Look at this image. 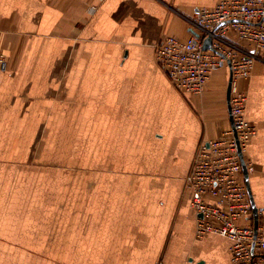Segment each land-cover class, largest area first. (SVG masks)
Wrapping results in <instances>:
<instances>
[{
    "label": "crops",
    "instance_id": "crops-1",
    "mask_svg": "<svg viewBox=\"0 0 264 264\" xmlns=\"http://www.w3.org/2000/svg\"><path fill=\"white\" fill-rule=\"evenodd\" d=\"M218 1L0 0V264H41L17 249L36 243L32 207L16 205L25 196L9 169L25 160L32 114H87L89 165L104 168L88 176L87 215H73L71 232L57 214L55 246L72 262L233 264L228 238L196 236L186 184L200 144L231 124L229 68L212 71L201 93H185L154 55L165 36L188 38L187 19ZM239 86L256 127L244 160L264 229V63Z\"/></svg>",
    "mask_w": 264,
    "mask_h": 264
},
{
    "label": "built area",
    "instance_id": "built-area-1",
    "mask_svg": "<svg viewBox=\"0 0 264 264\" xmlns=\"http://www.w3.org/2000/svg\"><path fill=\"white\" fill-rule=\"evenodd\" d=\"M187 22L188 38L167 35L155 45V58L170 82L182 92L199 94L215 69L229 63L232 76L231 124L200 144L186 177L190 206L196 213L195 234L228 238L233 264H264V233L255 234L253 225L239 223L252 212L240 152L256 132L245 116L247 94L239 79L248 78L256 61L264 62V0H219L199 7ZM206 38L210 39L207 48ZM6 66L0 53V71Z\"/></svg>",
    "mask_w": 264,
    "mask_h": 264
},
{
    "label": "rangeland",
    "instance_id": "rangeland-1",
    "mask_svg": "<svg viewBox=\"0 0 264 264\" xmlns=\"http://www.w3.org/2000/svg\"><path fill=\"white\" fill-rule=\"evenodd\" d=\"M157 64L161 68L158 62ZM165 75L167 76L166 73ZM30 125L32 133L26 136L25 141L30 142L31 145L24 152L18 151V153L23 152L22 157L25 160L17 161L16 165L9 169L17 178L21 177L19 182L15 183V188L22 191L25 196V198H17L16 205L19 206L21 203L23 206L25 200V203L28 201L32 207L30 217L33 239H35L32 242L36 245L17 249L32 257L31 260H41V264H82L72 262L70 255H67V248L61 245L55 246L58 242H62L60 239L57 241L55 235L56 217L59 212H63V215H58V223L64 224V231L68 227V231L71 232L72 217L79 210L84 212L82 219L86 217L89 197L87 193L90 189L88 176L102 175L104 171L102 167L89 165L88 116L87 114H32ZM244 153L245 151L242 153V158L245 162ZM19 158L20 156H17V159ZM245 166L247 169L246 163ZM249 214L248 220L243 219L239 222L241 225H253L252 212ZM17 217L23 218L22 215ZM45 230L48 235L47 246L41 245L45 243L43 238L46 235ZM257 230L259 234L264 233L259 223ZM69 251L71 252V248ZM229 255L231 259L230 249Z\"/></svg>",
    "mask_w": 264,
    "mask_h": 264
},
{
    "label": "water",
    "instance_id": "water-1",
    "mask_svg": "<svg viewBox=\"0 0 264 264\" xmlns=\"http://www.w3.org/2000/svg\"><path fill=\"white\" fill-rule=\"evenodd\" d=\"M209 46H210V39L206 38L204 41V47L207 48ZM228 68H229V77H228V84H227V88H226V99H227L228 109H229V96H230V86H231V79H232L229 63H228ZM229 117L231 120L230 114H229ZM240 158H241L242 171H243V175H244V179L246 182V187H247V191H248L249 199H250V203H251V209H252V215H253V229H254V233L256 234L257 224H258V208L254 204L252 196H251V192L249 190V185H248V181H247V169L245 166V162L243 161L241 152H240Z\"/></svg>",
    "mask_w": 264,
    "mask_h": 264
}]
</instances>
